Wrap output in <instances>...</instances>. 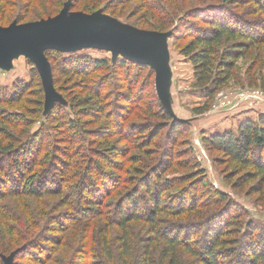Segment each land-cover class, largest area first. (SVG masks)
Segmentation results:
<instances>
[{"label":"trees","instance_id":"1","mask_svg":"<svg viewBox=\"0 0 264 264\" xmlns=\"http://www.w3.org/2000/svg\"><path fill=\"white\" fill-rule=\"evenodd\" d=\"M11 1L15 2V0ZM67 1L27 0L26 3L31 5L32 10L39 9L35 17L39 20L60 12ZM103 1L69 0L68 10L92 12ZM129 1L131 0H119V3ZM139 1L140 8L143 7L146 12L148 10L149 17L153 19L145 22L150 29L163 32L173 27L171 37L177 35L179 39L190 38L180 52L193 67L194 91L204 98V103L196 109L198 113H204L210 108L215 93L232 78L236 60L254 45L264 44V22L261 21L260 26L256 28L254 25H258L257 22L247 19L236 11L237 0H219L216 3L193 6L183 15H176L171 11L177 10L178 0H166L163 4H161L162 0ZM169 1L172 6L168 5ZM251 2L257 5L258 12L264 14V0H251ZM27 4L24 5V10H29ZM20 19L22 18H18L17 21ZM181 22H184L183 26ZM198 22H203L206 26L196 25ZM44 54L49 62L51 60L59 66L60 72L91 79L89 86L84 82L80 87L84 85L86 90L88 89L86 87H89L91 99L95 101L92 105L96 112L95 117H103L108 121V125L110 123L112 125V130L106 131L105 134L98 132L99 136L97 135L100 140H108L104 144L105 147H112L108 142L115 135L118 144L124 142L127 148H133L137 153L126 156L121 155L124 153L121 152L118 155L123 159L122 162H130L125 169L119 162H113L98 149H91L90 159L92 160L94 156L100 159L97 158L99 161H96L97 165L88 164L90 170L79 171L78 175L82 177L74 183L79 189L76 190L77 201L69 194L62 193L64 183L75 177L73 174L75 166L68 168L65 161L59 162L53 151L49 150V145H45V148L42 146L40 134L39 137L38 134L24 135L25 130H21L20 127L27 125L29 120L27 116L26 118L18 116L16 120L14 117L17 114L12 110H0V202L8 197L34 198L41 197L42 194H52L65 197L66 206L69 202L73 204V210L70 211L72 215L69 216L67 224L64 218L59 222L55 221L57 222L55 229L49 228L51 221L40 226L35 221L36 216L32 211L28 212L30 217L27 216L23 224L26 229L8 228V245L7 247L2 245L0 264H4L2 256L7 257L13 251H15L14 258L21 253L22 256L27 255L31 262L46 264L63 239L62 237L57 239L56 236L37 237L35 231L38 229L65 231L81 223L82 219L85 220L86 229H90L93 235L98 229L102 230L101 238L98 240L93 239L92 235L90 238L84 236L88 238V242L91 240L92 244H96L94 247H97V250L93 251L92 255L96 261L101 257L99 263L106 261L108 264H224L226 257L232 258L237 253L235 257L238 259L236 258L235 264H264V234H260L259 231V235L255 237L254 232L258 226L247 223L245 244L242 246L243 240L236 238L240 231L231 229L234 225H238V228L242 227L237 219L241 214L239 215L237 210L236 212L231 210V200L225 193L216 192L208 198L199 199L195 188H186L189 182L188 176L165 178L166 174L172 171L175 153L161 147L156 151L155 139L163 130H167L166 143L169 148H173L180 128L184 125L183 122L177 120L159 101L155 105L152 103L144 106L141 115L142 117L147 115L149 120L139 121L140 116H138L137 120H130L124 124L127 118L121 112L132 109L131 107L134 106L132 99L135 102L140 101L141 93H136L135 90L132 92L133 79L123 74L118 73V79L125 78L122 87L126 93L120 94L121 90H117L119 93L116 103L127 101L128 105L124 107L116 105L119 106L120 112L114 114V118L117 117L118 121L104 112L105 103L101 104L97 100L101 86L104 88L106 85V79L99 74L95 76L94 73L110 65L116 72L128 70L131 64L138 69L149 67L150 73H153L149 65L124 57L115 58L110 63L107 59H96L81 53L64 56L60 51L52 48L46 49ZM27 84H16L12 92L0 88V107L4 104L9 106L21 102L29 88ZM113 94L116 96V91ZM34 95L35 101L40 104L39 93L34 92ZM56 105L63 104L56 103ZM68 123L71 130L78 128L76 121ZM73 131L66 138L76 143L79 137L75 136ZM203 141L209 150L223 154L239 173H242L235 186L240 187L254 181L256 183L251 193L264 192L263 115H260L257 121L247 119L240 122L235 131L223 130L209 137H203ZM72 154L81 155L76 151ZM74 156L72 155V158ZM106 168L120 171L127 176L122 178L120 174L115 175L111 172L106 174L104 172ZM87 171L92 172V181L87 178L85 174ZM109 198L111 201L107 200ZM86 202L94 203L93 206L96 208L84 209L82 203ZM214 206L218 212L211 216L215 212H211L213 208L210 207ZM103 207H107L106 212ZM102 218L105 219L104 223ZM14 223L19 226L20 222L14 220ZM113 228L116 230L114 242L109 239V232ZM24 231H32V233L24 238L23 242L15 245L10 252H5L16 241L23 239ZM45 243L50 244L45 247L43 246ZM234 245H238V248L226 252L227 247ZM40 247H43L42 255L34 252ZM26 250L30 251L29 255L26 254Z\"/></svg>","mask_w":264,"mask_h":264},{"label":"rangeland","instance_id":"2","mask_svg":"<svg viewBox=\"0 0 264 264\" xmlns=\"http://www.w3.org/2000/svg\"><path fill=\"white\" fill-rule=\"evenodd\" d=\"M26 1H0V28L23 27L51 18L49 24L55 29L53 34L59 37H62V34L65 36L69 33L77 32V28L84 30L89 36L116 37L119 39L123 35H126L128 32L126 29L130 28L156 31L145 25V22L152 21L153 19L149 17L148 10L146 12L143 7L140 8L139 0H131L127 3H119V0H104L92 12L80 10L71 11L76 12V14L70 12L59 14L58 12L55 15L39 20L35 19L39 9L32 10L31 5L27 4ZM161 2L163 4L166 0H162ZM216 2H219V0H178L176 2L177 10L171 11L176 15H183L193 6ZM236 3V11L247 19L255 23L257 22L258 25H254L256 28L260 26V23L264 22V14L257 11V5L253 4L251 0H237ZM26 4L29 10L23 9ZM168 5L172 6V3L169 1ZM97 11H101V13ZM18 18L22 19L17 21ZM184 19L187 22V19ZM192 22L194 23V21ZM180 24L183 26L184 22ZM196 25L206 26L203 22H198ZM173 29L171 27L161 32L164 34L163 36H169L164 43L165 47H167L168 64L172 73V80L168 89V105L173 116L183 122L184 127L180 128L178 139L173 148L168 147L165 139L167 130H163L155 139L157 147H154V149L158 151L161 147L164 150H172L175 153L174 166L172 171L170 170L166 174L165 178L171 179L188 176L189 182L185 183L186 188H195L197 190H195L196 196L199 199L208 198L216 192H223L228 196L231 200V210L233 212L237 210L238 214H241V217L237 219L240 225L242 224V227L239 226V229L238 225H234L231 229L240 231L236 238L243 240V246L245 244L244 237L245 232H247L245 225L247 223L250 222L252 226H258L254 232L255 237L259 235V231L260 234H264V192L251 193L253 185L256 183L254 181L245 183L240 187L235 186L242 173H239L238 169L223 154L209 150L204 144L203 137H209L211 134L223 130L235 131L240 122L247 119L257 121L260 115L264 116V44L254 45L245 55L236 60L232 78L215 93L210 108L204 113H198L196 109L204 103V98L194 91L192 87L194 82L193 67L180 52L190 38L179 39L177 35L171 37ZM177 32L176 34H178ZM120 47L123 48L122 45ZM43 48L44 45H36L34 49L25 46L9 50L2 55L0 54V88H5L9 92H12L18 83L20 85L28 83L29 87L21 102L12 103L9 106L5 104L1 105L0 110H12L17 114L14 117L16 120L18 116H24V118L27 116L29 119L27 125L25 124L23 127H20L21 130H25L24 135L36 136L38 134L37 136L39 137L40 134L39 138H42V146L49 145V150L53 151L52 153L56 155L55 158L59 162L61 160L65 161L68 168L75 166L73 168L75 177L71 181L64 183V191L62 193L69 194L77 200L78 193L76 190L79 189L74 183L82 177V175H78L79 171L83 172V170L89 169L91 163L97 165L96 161L99 162L97 158L100 159L98 156L92 157V160L90 159L91 149H98L105 156H109L113 162H119L120 166H123L125 169L130 165V162H122L123 159L119 158L118 155L121 152H124L121 155H133L137 151L133 148H127L124 142L118 144L115 135L108 142L109 145L112 144V147H105L104 144L108 140H100L97 135L99 136L98 132L105 134L107 133L106 131L112 130V125L111 123L108 125V121H105L103 117H95L96 112L92 106L95 101L91 99L88 87L89 80L91 81V79L89 77L85 79L72 73L66 74V72H60L59 66L51 60L49 62L44 52L42 53ZM66 50L61 52L64 56L81 53L96 59H107L110 63L113 60L109 52L99 51L94 48L76 51L70 47ZM118 57L121 56L119 55ZM118 73L132 78V85L134 87V89L132 88V92L135 90L136 93H141L140 101L135 102L132 99V104L134 105L131 107L132 109L121 112L127 118L124 124H127L130 120H137L138 116H140L139 121L143 119L145 121L149 120L147 115H144L145 118L141 115L144 111V106L152 103L155 105L159 101L161 103L156 92L155 71L150 73L149 67L138 69L134 64H131L128 70L123 69L116 72L110 65L103 68L100 72L94 73L95 76L99 74L106 79V85L104 88L101 86L102 89L99 91L100 96L97 98L101 104L105 103L104 112H107L108 115L114 118V114L120 112L119 106L116 105H122L123 107L128 105L127 101L116 103L119 91L121 90L120 94L126 93L122 87L125 78L118 79ZM84 82H87L88 86H85L88 88L87 90L84 89V85L80 87ZM115 91L116 96L113 94ZM34 92L39 93V99L41 98L40 104L35 101L36 96ZM56 103L63 105L57 106ZM114 120L118 121V118L116 117ZM69 121L77 122L78 128L73 129L75 131L70 129ZM71 131H73L75 136L79 137L76 143L67 139ZM33 143L35 144V142ZM74 151L81 155L74 156L72 154ZM72 155L75 159L72 158ZM83 155L84 157H82ZM104 172L106 174L110 172L115 175L120 174L122 178L127 176L125 173H120V171L112 170L111 168H106ZM91 173L90 171L85 173L90 181H92ZM84 194L86 195L85 192ZM107 200L111 201V198ZM77 201L76 204H78ZM64 204L65 197L52 194H42L41 197L34 198L19 196L3 199L0 202V253L3 250L2 245L6 247L8 245V228L26 229L23 224L27 220L29 211H32L34 216H36L35 221L40 226H44L43 223L51 221L52 223L49 228L55 229V223H57L55 221L59 222L63 218L67 224L69 216L72 215L70 211L73 210V204L70 202L67 206ZM82 204L84 209L96 208L93 206L94 203L86 202ZM210 208H213L211 212L215 213L211 216H214L218 210L214 209L215 206ZM103 210L106 212L107 207H103ZM209 214L208 216H210ZM14 220L20 222L18 223L19 226L14 223ZM102 220H104L102 221L104 223L105 219L102 218ZM84 221L82 219L81 223L61 232L36 230L35 228L37 237L56 236L57 239L60 237L63 239L61 245L57 247L53 256L46 264H108L106 261L99 263L101 257L97 261L95 260L96 258L93 257L92 252L97 250V247H94L96 244H92L91 240L88 242V238H84V236H89L90 238V235H92L93 239L98 240L101 238L102 230L98 229L93 235L90 229H86ZM187 221L192 220L187 219ZM194 222L197 224L196 221ZM113 230L114 228L109 232V239L114 242L116 230ZM135 231L137 232V229ZM31 233L32 231H24V234H22L23 239L16 241L5 252H10L15 245L23 242L24 238L28 237ZM49 244L45 243L43 246L46 247ZM235 248H238V245L227 247L226 252ZM86 250L87 253H85ZM26 251V254L29 255L30 251ZM34 252L42 255L43 247ZM14 254L15 251L7 256L13 255L10 261L11 264H36L35 262H31L27 255L22 256L20 253L14 258ZM236 255L237 253L232 258L226 257L224 264H235Z\"/></svg>","mask_w":264,"mask_h":264},{"label":"water","instance_id":"3","mask_svg":"<svg viewBox=\"0 0 264 264\" xmlns=\"http://www.w3.org/2000/svg\"><path fill=\"white\" fill-rule=\"evenodd\" d=\"M64 12L76 14V12L68 10V3L64 5V8L59 14ZM97 12L101 13V11ZM49 20H51V18L40 20L23 27L14 26L13 28H0V54L2 55L9 50L25 46L34 49L36 45H44L42 53L49 48L64 52L70 47L76 51L87 48L110 51L112 59L120 55L131 61L147 64L155 71L157 96L161 100L163 107L172 114L168 105V89L171 84V70L168 64L167 47H165L164 44L166 38L169 36H163L164 34L161 32L130 28L126 29L128 31L127 34L123 35L120 39L116 37L107 38L95 35L89 36L87 32L77 28V32L69 33L65 36L62 34V37H59L53 34L55 29L49 24ZM120 43H122V47L124 44L125 46L121 48ZM12 256L13 255L9 257L2 256L4 264H11L10 261Z\"/></svg>","mask_w":264,"mask_h":264},{"label":"crops","instance_id":"4","mask_svg":"<svg viewBox=\"0 0 264 264\" xmlns=\"http://www.w3.org/2000/svg\"><path fill=\"white\" fill-rule=\"evenodd\" d=\"M83 50H85V49H83ZM99 51H101V50H99ZM103 51H105V50H103ZM105 52H109L110 53V55H111V57H112V54H111V52L110 51H105ZM171 70V69H170ZM171 80H172V73H171Z\"/></svg>","mask_w":264,"mask_h":264}]
</instances>
